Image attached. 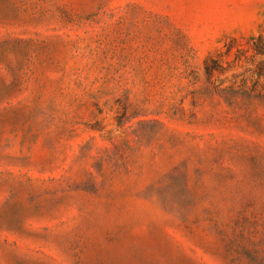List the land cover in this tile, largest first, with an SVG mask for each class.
Here are the masks:
<instances>
[{"label":"rangeland","instance_id":"rangeland-1","mask_svg":"<svg viewBox=\"0 0 264 264\" xmlns=\"http://www.w3.org/2000/svg\"><path fill=\"white\" fill-rule=\"evenodd\" d=\"M260 35L264 0H0V264H264Z\"/></svg>","mask_w":264,"mask_h":264},{"label":"trees","instance_id":"trees-1","mask_svg":"<svg viewBox=\"0 0 264 264\" xmlns=\"http://www.w3.org/2000/svg\"><path fill=\"white\" fill-rule=\"evenodd\" d=\"M231 51V50H230ZM228 51V52H230ZM238 58L245 57L252 53V57L254 58H262L263 60L258 64V67L256 70L253 72V76L257 77V80L254 82V87L257 88L259 85V80L264 79V35H260L253 41V43L250 45V48L248 50H243V49H238ZM207 72L211 74L212 70L210 67L207 66ZM252 90V92H256L255 89ZM249 97L251 99H259V100H264V88L263 90H258L257 94H249Z\"/></svg>","mask_w":264,"mask_h":264}]
</instances>
